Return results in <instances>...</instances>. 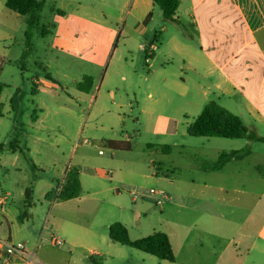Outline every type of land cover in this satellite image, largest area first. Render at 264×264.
Instances as JSON below:
<instances>
[{
    "label": "rangeland",
    "instance_id": "obj_1",
    "mask_svg": "<svg viewBox=\"0 0 264 264\" xmlns=\"http://www.w3.org/2000/svg\"><path fill=\"white\" fill-rule=\"evenodd\" d=\"M41 1L39 26L47 33L33 32L25 56L23 19L12 28L0 18V239L22 242L42 264H264V233L250 228L246 238L237 229L248 225L249 211L264 212V200H257L264 184L253 185L247 197L234 183L213 200L186 196L187 188L200 187L203 156L216 161L217 151L244 148L247 140L187 135L210 101L241 115L222 98H204L188 82L184 88V50L167 40L175 34L184 43V32L156 6L146 23L149 33L130 30L125 38L120 4L112 0L79 1L116 19L115 28L71 14L58 17V0ZM36 80L41 82L33 85ZM106 140L128 142L129 150H110ZM11 141L17 146L12 150ZM260 148L263 143H254L246 163L222 165L256 174ZM71 166L79 168L81 196L46 201ZM108 185L110 199L99 202L103 195L92 192ZM28 186L31 204L24 207ZM150 190L169 198L161 208ZM107 221H124L131 240L165 233L174 262L110 241ZM52 237L64 246L52 245Z\"/></svg>",
    "mask_w": 264,
    "mask_h": 264
},
{
    "label": "crops",
    "instance_id": "obj_2",
    "mask_svg": "<svg viewBox=\"0 0 264 264\" xmlns=\"http://www.w3.org/2000/svg\"><path fill=\"white\" fill-rule=\"evenodd\" d=\"M4 1L0 0V18L12 27L20 16L7 10L4 7ZM112 2L120 4L119 13L122 17L119 16L118 20H121L122 25L120 33H123L125 38L130 30L139 36L149 33L146 17L151 16L153 11L154 5L151 0H112ZM106 8L110 7L106 5ZM104 13L91 9L88 3L83 4L79 0H58L55 15L64 17L66 14H71L82 22H96L115 28L116 19H112V21L109 18V21ZM169 22L184 32V43L175 34L167 39L175 49L184 50V74L186 71L189 72L188 76L184 75L187 76L184 77V88L187 87L186 82H188L204 98L213 96L216 100H220V98L226 100L237 108L241 115L239 117L248 129L252 130L255 135L264 137V0H180L176 11V20ZM157 38V35L153 36V40ZM40 82V80H36L33 85ZM254 143L256 142L247 140L244 148L217 151V160L221 154H225L226 163H244L252 155ZM258 153L263 156L264 149L260 148ZM202 161L199 166L201 174H203L199 177L200 187L199 189L186 187L187 197L197 193L206 201L213 200V198H218L221 193L226 194L227 189L224 186L233 183L242 185L240 192L244 197H247L252 194L253 185L264 184V175L262 174L246 172L241 169L226 171L224 165L216 169V161L206 160L204 156ZM255 167L264 168V156L255 163L253 168ZM65 170L62 173L60 184ZM190 184L193 182L187 185ZM184 185L186 186L185 182ZM111 190L112 186L108 185L92 192V194L99 195V197L100 194L103 195L99 198V202H104L106 199H110L107 194ZM80 196L66 201L78 199ZM261 198L264 200V190L257 200ZM3 202V198H0V205ZM2 213L7 221V212L2 210ZM135 213L136 211H133V218ZM202 215L208 216V213L203 212ZM226 221L235 225L231 219ZM113 222L115 221H107L106 229ZM245 222L248 225L240 223L237 229L242 230L239 232L247 234L246 238L252 237L249 235L251 234L250 228L258 229L259 234L264 233V212L262 209L261 211H249ZM120 223L126 226L124 221H120ZM253 224L254 226H252ZM253 246L254 242L249 244L247 252ZM25 250L27 253H34L29 252L26 247ZM4 263L25 264L21 258H11L9 262Z\"/></svg>",
    "mask_w": 264,
    "mask_h": 264
},
{
    "label": "trees",
    "instance_id": "obj_3",
    "mask_svg": "<svg viewBox=\"0 0 264 264\" xmlns=\"http://www.w3.org/2000/svg\"><path fill=\"white\" fill-rule=\"evenodd\" d=\"M153 5L158 7L161 15L166 21L176 20V11L180 0H151ZM4 7L22 17L25 29L23 32L24 51L22 56H25L32 47L31 39L33 32H39L43 37L47 31L40 24V13L44 7V2L41 0H5ZM150 15L146 17L149 19ZM156 41V40H153ZM145 52V60L147 54ZM153 51L150 52V56ZM1 91V88H0ZM187 135L191 137H217L222 139H246L252 142L263 143L264 137L255 135L248 129L242 119L221 107L214 101L205 104L200 113L193 119L191 124L186 128ZM103 146L113 151H128V142L115 140L103 141ZM16 146V141L9 143V148L12 150ZM3 147L0 145V154ZM226 155L221 154L218 157L215 168L222 166ZM258 174L264 175V168H256ZM59 187V188H58ZM81 187L79 183V168L76 166L67 167L62 183L60 186L50 190L44 196L46 201H66L80 196ZM32 188L28 186L24 190V207H29L31 204ZM108 239L114 243L124 245L148 255H151L161 261L174 262V255L168 236L160 231L153 232L145 237L136 240H131L128 237L127 230L120 222H113L107 228Z\"/></svg>",
    "mask_w": 264,
    "mask_h": 264
},
{
    "label": "built area",
    "instance_id": "obj_4",
    "mask_svg": "<svg viewBox=\"0 0 264 264\" xmlns=\"http://www.w3.org/2000/svg\"><path fill=\"white\" fill-rule=\"evenodd\" d=\"M99 153H101V151ZM149 193L157 196L155 206L161 208L166 196L162 195L161 191L150 190ZM50 243L58 247L64 246V242L61 239H56L54 237L50 239ZM0 258L6 263L9 262L11 258H21L24 260L25 264H41L34 253L31 254L26 252L22 242L12 243L9 240L0 239Z\"/></svg>",
    "mask_w": 264,
    "mask_h": 264
}]
</instances>
